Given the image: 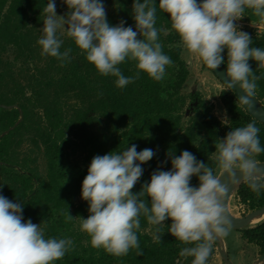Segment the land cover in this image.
I'll return each mask as SVG.
<instances>
[{"label":"trees","instance_id":"obj_1","mask_svg":"<svg viewBox=\"0 0 264 264\" xmlns=\"http://www.w3.org/2000/svg\"><path fill=\"white\" fill-rule=\"evenodd\" d=\"M103 3L110 25L124 20L126 27L135 30L133 0ZM45 6L46 0H0V104H17L23 112L21 122L0 138V193L25 204L24 219L42 222L46 237L74 241L73 250L54 264H176L186 245L167 232L171 220L164 222L161 242L155 243L152 229L148 230L146 218L141 217L137 235L142 256L130 250L126 256L115 257L92 247L90 236L79 230L80 217L90 214L88 203L81 198L82 181L94 156L120 152L132 144L138 146L137 151H156L152 160L142 165L144 173L133 192L150 182L154 170L171 169L169 151L179 156L188 150L215 169V144L231 129L212 113V105L198 92H182L189 69L182 58L180 37L171 30L169 14L158 8L156 19L158 29L168 30L159 33L163 51L173 61L166 68V77L154 81L141 72L138 79L121 89L116 86V77L100 75L70 39L66 38L61 48L72 49L69 63L62 65L55 58L41 56L38 26L45 16ZM245 15L246 21L260 24L250 9ZM249 34L252 47L264 48V31L261 35ZM7 51L19 60L18 69L4 58ZM222 55L226 67V50ZM249 64L256 75H264V70L256 69L257 62L250 59ZM119 67L126 77L137 71L134 61ZM257 84L256 97L264 105V78ZM223 85L220 99L230 115L231 127L246 126L255 120L264 147V124L244 111L235 93ZM188 97L192 101L191 114L185 118ZM18 118V108L0 107V134ZM70 156L83 162L76 161V169L69 176L66 158ZM256 159L263 161L264 153ZM191 184L198 186V178L194 176ZM235 198L249 209L264 205V192L258 197L246 184L240 186ZM146 199L150 202V197ZM68 212L74 218L71 222H65ZM241 233L264 252V220ZM214 253L215 242L208 264ZM192 259L187 258L184 264H191Z\"/></svg>","mask_w":264,"mask_h":264},{"label":"clouds","instance_id":"obj_2","mask_svg":"<svg viewBox=\"0 0 264 264\" xmlns=\"http://www.w3.org/2000/svg\"><path fill=\"white\" fill-rule=\"evenodd\" d=\"M62 2L68 12L58 15L56 0H46L37 41L41 56L55 58L62 65L69 63L72 49L61 48L65 39H70L100 75L116 77L118 88L133 83L141 72L161 81L166 68L173 64L159 39V33L168 30L156 27L158 8L170 15L171 30L179 35L182 49L209 69L216 70L225 63L222 54L226 50L223 83L242 93L238 95L245 106L257 94V81L264 78L249 64L254 60L256 69L264 70V48L252 47L250 34L236 24L249 9L264 24V0H133L135 30L126 27L124 20L110 25L103 0ZM126 61L135 62L134 76L122 74L119 65ZM221 122L231 130L217 139L215 169L188 150L179 156L169 151L171 169L154 170L150 182L143 183L139 192L132 189L143 176L142 165L152 160L155 150L137 151L138 146L132 144L120 152L94 156L81 187V198L88 203L90 214L80 217L79 225V230L90 236L91 246L115 257L126 256L130 250L142 256L137 235L141 217L151 226L155 243L161 242L164 222L171 220L167 232L186 245L176 264H184L189 257L193 258L191 264H208L213 243L228 237L232 227L224 206L229 185L246 184L258 197L264 192V168L258 167L256 159L264 153V147L256 121L232 128L225 113ZM217 170L227 175L228 184ZM194 176L198 186L191 184ZM24 205L0 193V264H54L63 259L73 250L74 241L46 237L42 222L24 219ZM73 219L68 212L65 222Z\"/></svg>","mask_w":264,"mask_h":264},{"label":"rangeland","instance_id":"obj_3","mask_svg":"<svg viewBox=\"0 0 264 264\" xmlns=\"http://www.w3.org/2000/svg\"><path fill=\"white\" fill-rule=\"evenodd\" d=\"M56 12L58 15H64L68 12L67 5L64 4L62 0H56ZM245 17L246 15L240 20L236 21L238 29L247 33L261 35L264 31V24L247 22L250 24L247 25ZM43 19L40 25L38 26V29H41L43 27ZM181 53L182 58L189 69V76L182 88V92L186 95H188L190 92H198L201 98L206 103L212 105V113L216 117H218L222 121L226 113L227 118L230 119V115L226 111V108L222 104L220 99V94L225 89V86L215 77V75L207 67L204 66L203 62L198 57L187 53L185 50L182 49V46ZM3 56L5 59L13 62L15 68L21 65L19 60H14V53L12 51H7ZM191 103L192 101L188 97L185 107V118H188L191 114ZM76 161V156H70L66 158V165L69 168V176L76 169L77 162H79V164L83 162L79 159L77 162ZM217 172L218 174L220 173L219 170H217ZM79 201L80 198L77 199V202ZM229 206L232 213L239 215L238 203L235 197L231 199ZM263 220L264 219H262L258 223H261ZM256 224H252V226H255ZM151 229L152 228L149 225L148 230ZM224 240L229 254V258L234 264H252V262L257 258V256L261 252L259 246H257L255 243H250L246 241L242 237L241 230H235L231 228L229 236L224 238ZM210 264H225L219 256L216 248L215 253L213 254V257L210 261Z\"/></svg>","mask_w":264,"mask_h":264},{"label":"water","instance_id":"obj_4","mask_svg":"<svg viewBox=\"0 0 264 264\" xmlns=\"http://www.w3.org/2000/svg\"><path fill=\"white\" fill-rule=\"evenodd\" d=\"M209 70L215 75V77L222 84H224L223 83V80L225 79L224 73L226 72V67L224 66V64L220 65L219 68L216 70H212V69H209ZM233 92L235 93V95L238 99V102L241 105V107L243 108V110L246 111L254 119H256L257 121L264 124V105L261 103V101L255 96L254 98L251 99L250 104L245 106L243 104V102L241 101L239 95H238V94L242 95V93H239V91H238V94L235 91H233ZM0 107L18 108L19 109V118L17 119V121L12 126L7 128L5 131H3L0 134V138H1L5 134L9 133L12 129H14L21 122V120L23 118V112L18 107L17 104H10V105L0 104ZM258 164H259L258 167L264 168V160L258 161ZM219 175L221 176L222 181L224 183L228 184L227 175L224 173H219ZM242 184L243 183H240L234 187L229 185L230 191L226 195V197L224 198V206H225L226 214L228 215V217L231 221V224H232L231 228L235 229V230H243L246 228H250V227H252V224L255 220L264 219V205H262L258 208H254V209L248 211L247 213H245L243 215H237V214H234L231 212L230 206H229L230 201L233 197H236V193ZM215 248H216L219 256L221 257V259L224 261L225 264H234L232 262V260L229 258V254H228L224 239L215 241ZM252 264H264V252L260 253L257 256V258L252 262Z\"/></svg>","mask_w":264,"mask_h":264},{"label":"built area","instance_id":"obj_5","mask_svg":"<svg viewBox=\"0 0 264 264\" xmlns=\"http://www.w3.org/2000/svg\"><path fill=\"white\" fill-rule=\"evenodd\" d=\"M249 22V21H246V23ZM247 25H250L249 23H247ZM237 199V203H238V210H239V213H244L245 211V208H246V205L241 203L239 198H236Z\"/></svg>","mask_w":264,"mask_h":264},{"label":"flooded vegetation","instance_id":"obj_6","mask_svg":"<svg viewBox=\"0 0 264 264\" xmlns=\"http://www.w3.org/2000/svg\"><path fill=\"white\" fill-rule=\"evenodd\" d=\"M250 210H252V209H249V208L246 206L244 213H239V215H243V214L247 213V212L250 211ZM260 253H262V251H261Z\"/></svg>","mask_w":264,"mask_h":264},{"label":"bare ground","instance_id":"obj_7","mask_svg":"<svg viewBox=\"0 0 264 264\" xmlns=\"http://www.w3.org/2000/svg\"><path fill=\"white\" fill-rule=\"evenodd\" d=\"M261 220H262V219L255 220V221L253 222V224L258 223V222L261 221Z\"/></svg>","mask_w":264,"mask_h":264}]
</instances>
